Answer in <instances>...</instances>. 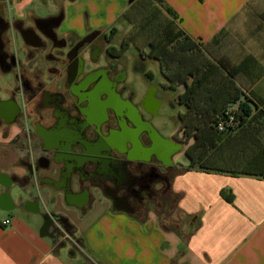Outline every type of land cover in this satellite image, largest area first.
<instances>
[{"label":"crops","instance_id":"0c3cea01","mask_svg":"<svg viewBox=\"0 0 264 264\" xmlns=\"http://www.w3.org/2000/svg\"><path fill=\"white\" fill-rule=\"evenodd\" d=\"M145 1L151 11L160 12V20L170 23L179 40L175 60L168 45L161 51L165 64L158 61L164 88L177 90L176 99L184 106L180 125L170 136L184 160L176 162L171 154L163 161L178 170L171 189L182 194L172 218L184 215L191 220L197 215L199 221L185 237L165 230L160 214L114 205L99 183L88 177L83 184L74 175L70 182L64 176L55 186L40 184L36 178L27 183L25 162L39 153L29 149L36 137L29 135L28 125L24 128L23 114L17 118L24 108L23 93L19 91L20 101L17 95L10 100V87L6 94L0 93V264H264V0H164L174 14L155 0ZM126 2L0 0V17L17 28L61 15L59 35L82 37L89 31L107 33L115 28L116 36L118 11ZM58 5L59 15L42 14ZM130 26L129 22L126 29ZM11 27L6 36L15 34ZM32 59L26 52L22 64L30 76L37 68L29 66ZM99 65L86 68L94 73L88 84L99 79L93 70ZM0 69L10 72L1 65ZM116 70L118 81L125 84L127 70L119 66ZM144 74L153 76L147 68ZM42 78L49 79L46 73ZM240 93L257 108L232 133L217 131L215 118L224 109L236 113L240 101L234 98ZM135 102L142 112L136 98ZM141 119L158 130L143 112ZM146 132H138L143 148L150 139ZM148 157L162 162L154 154ZM58 166L67 164L60 160ZM54 176L59 179L57 173ZM82 186L81 200L76 195ZM222 190L234 197L233 202L222 196ZM7 218L9 225L3 224ZM64 222L75 226L72 233ZM68 234L73 236L69 239Z\"/></svg>","mask_w":264,"mask_h":264},{"label":"flooded vegetation","instance_id":"af4514ba","mask_svg":"<svg viewBox=\"0 0 264 264\" xmlns=\"http://www.w3.org/2000/svg\"><path fill=\"white\" fill-rule=\"evenodd\" d=\"M61 18L60 15L49 21H35L28 27H11L5 19L0 24V65L4 70L18 67L19 71L17 79L20 84L9 91L8 99H15L17 91H22L25 106L17 118L23 114L30 122L28 133L36 137L32 152L39 153L32 161L25 162V181H28V168L31 166L40 184L55 186L62 183L64 176L70 182L73 175L83 184V179L88 177L99 183L102 192L112 198L114 205L143 213L148 200L162 194V191L166 192L172 167L164 162H153L148 156L135 157L131 152L132 143L128 142L130 137L125 136L124 143L121 146L118 144L123 124L134 126L129 111L121 107L126 98L122 94V83L118 81L119 71L116 72L117 58L124 54H118L122 40L117 38L118 34L106 37L99 30L89 31L76 39L59 35L57 29ZM10 27L28 47L43 50L42 59L46 67H37L32 76L28 75L16 53L8 49L11 38L6 33ZM38 29L41 35L37 38L34 31ZM137 50V68L145 73L147 60L152 59L148 55L149 47L147 51ZM102 56L105 62L93 70H107L113 84L106 90L98 88V80L93 84L84 81L92 72L86 68L100 63ZM45 73L48 81L42 78ZM95 89H99L100 100H104L102 103L90 97ZM134 95V91L130 93L128 102L135 106L142 118ZM11 112H14L12 108ZM151 144L149 139L144 147L148 149ZM91 154L100 155V159L94 160L95 167L87 164ZM60 160L66 162L65 168L58 166ZM56 173L59 179L55 178ZM155 183L164 187L155 189ZM82 190L76 195L81 200L84 186Z\"/></svg>","mask_w":264,"mask_h":264},{"label":"rangeland","instance_id":"374dc122","mask_svg":"<svg viewBox=\"0 0 264 264\" xmlns=\"http://www.w3.org/2000/svg\"><path fill=\"white\" fill-rule=\"evenodd\" d=\"M54 9V11H46V13H43L45 11H42V14L47 15L57 13L59 15L60 5L55 6ZM118 12L120 13L121 19L116 25L120 31L117 38L123 40L124 37H127V33L133 31V26L136 23L142 21L145 22L148 19V17L150 16L151 8L145 0H135L132 3L126 2V5H124ZM31 22L30 24H32ZM129 22L130 24H132V27L130 26L129 29H126ZM113 30L106 31L107 33H104V35L106 37H115ZM122 34H124L123 37ZM14 35L15 37H12V35H10V51L16 53L18 59L21 60L22 64L25 62V55L28 51V58H33L29 62V66H31L32 68L43 67V64L40 62L43 61V50L41 48L37 49L28 47L21 37H17V33H15ZM136 37H139L137 40V44L129 45L126 52H124L122 56L117 58L118 66L122 69L127 70L128 72L125 84H121L122 94L126 98V101L121 102V107L122 109L125 108L126 111H129V117L134 122V126L131 127L123 124L124 127H122L121 129V137L118 139V144L121 146L124 143L123 138L127 136L134 141H132V154L140 156H148L149 154H154L155 158L162 162L168 161L170 155L172 154L176 162H183L184 158L180 153L175 152L170 136L177 130L180 125L179 113L184 111V106L180 104L176 99L178 93L177 90H168L163 86L165 78L161 73L158 61H163V64H165V58L162 57L160 58L161 60H147L146 66L147 69L153 72L152 77L145 76L143 71L137 68L136 49L145 51V48L146 50L148 48L146 47L147 36L143 32H139V35H137ZM76 38L79 37H71V39ZM173 44L171 49L174 51L173 55L175 60V56L177 53V44ZM87 57L89 58L90 54H88ZM99 62L100 64H103V62H105L104 56L101 57V60ZM18 72V68H15L8 73L3 72L0 69V93L2 95L6 94L8 88L12 87V90H15L17 86H19L17 80ZM89 74L84 79L86 83L87 81L89 82L90 79H92L94 76V73ZM95 74H99L98 88L105 90L110 89L113 84V80L109 78L107 70L100 69L96 71ZM98 90H92L90 93V97H92L96 102L102 103L104 100H100ZM133 91L135 94L134 99L136 98V101L139 103V105L141 104L142 112L147 118L154 120V124L158 130L153 129L148 122H144L141 119V116L135 106L129 104L127 98ZM16 95L20 101L21 99L18 91ZM107 98L110 97L108 96ZM107 98H105L106 101L108 100ZM27 125L28 127L29 125L31 126L30 122H27L26 119L23 120V126L25 129H27ZM142 129L147 130L146 136L152 140V144L148 149L140 146V143L138 141V132ZM30 148L33 149L32 145L29 147V149ZM154 187L155 189H159L164 186H162L161 183H155ZM166 197V192L164 191L163 193L162 191V194H159L153 199L147 201L145 210H153L154 212H157L158 215L160 214V218L164 221L166 227H173L177 232H182V234L184 233V237L185 235L187 236L188 232H190L196 224L192 219L190 220V218H187L184 215H179L177 219L172 218V205L170 206L168 203H166ZM70 236L73 235L68 234L69 239L71 238Z\"/></svg>","mask_w":264,"mask_h":264},{"label":"trees","instance_id":"16d2710c","mask_svg":"<svg viewBox=\"0 0 264 264\" xmlns=\"http://www.w3.org/2000/svg\"><path fill=\"white\" fill-rule=\"evenodd\" d=\"M155 1L158 2V4L161 5L164 9H166L168 13L174 14L173 9L164 0H155ZM159 13L160 12L158 10H152L150 12V16L145 22L142 21V22L136 23L133 26V31L132 32L130 31L129 33H127V37L123 38L118 54L124 53V51L128 48L129 45H136L137 40L139 38L136 36L139 35V32H143L147 36L146 41H147V46L149 47L148 55L158 60H161L160 58H162V53H161L162 49L163 48L165 49L168 45H170V49H171L172 44L173 43L177 44L179 40L177 36L172 35L173 32L171 30L170 23H166V21L163 22V20H160L161 17L158 16ZM2 19L3 18L0 17V24H1ZM242 98L243 99H241V93L238 94L234 98V102H237L238 100L240 101L239 110L236 112V116L239 121L237 128H240L243 125V123L250 117L254 109L257 108L256 104L248 96L243 95ZM179 99L183 101L185 99V93L179 94ZM226 110L227 109H224L221 115ZM217 119L218 118H215L214 120L215 129H216L215 124H216ZM188 155L191 157V154L188 153ZM177 171L178 170H175V168L171 169L169 183L166 188V194H167L166 203H168L170 206L172 205L173 210H171V213H173V211L176 209L177 203L182 197L181 193H176L172 191L171 189V181ZM221 194L224 198H226L230 202H233L234 197L226 194L225 190H222ZM192 219L195 224H197V222L199 221V217L197 215L192 217ZM63 224L69 232L72 233L74 231L75 226L72 223L64 222ZM161 225L163 229L165 230L176 231L173 227H170L169 229H167L165 223H161Z\"/></svg>","mask_w":264,"mask_h":264},{"label":"built area","instance_id":"2783aa9c","mask_svg":"<svg viewBox=\"0 0 264 264\" xmlns=\"http://www.w3.org/2000/svg\"><path fill=\"white\" fill-rule=\"evenodd\" d=\"M238 123L239 121L236 113L232 109H227L222 115L218 117L215 126L219 132L232 133L237 129ZM3 224H11V219L7 218L3 220Z\"/></svg>","mask_w":264,"mask_h":264},{"label":"water","instance_id":"95a60500","mask_svg":"<svg viewBox=\"0 0 264 264\" xmlns=\"http://www.w3.org/2000/svg\"><path fill=\"white\" fill-rule=\"evenodd\" d=\"M135 0H129L130 3L134 2ZM37 38H38V35H37ZM34 44H37V43H34ZM18 110L20 111V107L18 106ZM100 155L98 154H91V160L89 162H87L88 165H91V166H96L95 164V161L94 160H97V159H100L99 157ZM28 181L27 183H33L34 181V178H35V169L31 166L28 168Z\"/></svg>","mask_w":264,"mask_h":264}]
</instances>
